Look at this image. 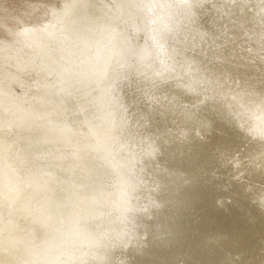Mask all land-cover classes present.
<instances>
[{
    "label": "bare ground",
    "instance_id": "obj_1",
    "mask_svg": "<svg viewBox=\"0 0 264 264\" xmlns=\"http://www.w3.org/2000/svg\"><path fill=\"white\" fill-rule=\"evenodd\" d=\"M95 1L121 68L162 112L149 121L133 112L130 127L125 111L101 102L84 64L85 34L73 43L60 32L63 2L50 20L24 25V39L15 25L47 6L0 13V264H264V194L244 199L261 214L238 203L242 188L222 196L213 173L225 164L210 162L264 147V110L226 75L229 59L207 36L197 42L217 5L244 9L254 0ZM29 69L37 77L26 84ZM185 117L209 129L203 142L198 131L180 139L169 126ZM208 141L223 150L209 151ZM252 151L249 161L264 164ZM220 196L227 202L218 204Z\"/></svg>",
    "mask_w": 264,
    "mask_h": 264
},
{
    "label": "rangeland",
    "instance_id": "obj_2",
    "mask_svg": "<svg viewBox=\"0 0 264 264\" xmlns=\"http://www.w3.org/2000/svg\"><path fill=\"white\" fill-rule=\"evenodd\" d=\"M259 1L260 0L244 2V9L240 7L234 9L232 8V6H234L232 4L230 5V9L227 10L224 8L225 10H223L222 5H217L216 12H213V14L207 19L210 25L205 23L207 32L205 33V29L202 31L203 33L198 32V35H200L197 42H202V39L207 36L208 44H210L211 47H214V52L216 54L225 55L224 57L229 59L226 75L235 78L234 81H237L235 85L248 88L250 94L253 96V98L250 99L251 103L256 109L264 110V6L260 4ZM61 2H63L62 6L56 11V17L61 23L60 32L63 35L64 40L67 41L71 38L73 43L75 42V39H78L79 36L85 34L89 51L85 57L84 64L89 70L90 75L88 79L94 82L95 92L97 91L96 93L100 95L99 98L101 102L105 104L112 102L115 111L119 110L122 115L124 113L123 111H125L124 115H127L128 118V120L126 119L125 121H127L130 127L135 123L132 121L133 118H131L134 116L133 112L144 114L147 119L146 121H149L148 117H150L151 114H160L162 107L159 105V101L153 95H150L142 84L137 83V79L133 78L128 70L121 68V63L124 61V58L120 53L119 45L115 40L108 41L106 39L105 31L98 27L100 24L101 13L100 5L95 0H0V13L11 10L14 14L28 12L34 14L38 13L39 10L37 7L40 3L47 6L48 13L44 15H32L25 20L24 24L19 23L15 25V35L19 38L21 37L20 39H24L30 37L28 33L25 32L24 25H40L44 21L50 20L54 14V9L58 8ZM27 4L29 5L26 8ZM221 18L227 19L222 20ZM219 19L222 20L220 26H218ZM254 33H258L254 36L258 39L256 41H252L250 38ZM15 35L13 34V37ZM228 40L229 42L230 40H233L234 44L230 45ZM252 43L254 45H252ZM92 46L94 49L91 48ZM104 51L107 52L106 54L108 56L104 54L102 55V52ZM208 53L211 54L210 52ZM91 57L94 58L92 59ZM218 58L217 61H219V65H221L223 60L220 58L222 57ZM210 60L215 61L212 56L210 57ZM2 74L9 76L7 73L2 72ZM36 77V74L32 72L26 74L24 75V82L26 84L31 83ZM99 77H105L106 80L99 82L97 80ZM36 80L38 81V79ZM248 84L250 86H248ZM15 86L18 88L16 82ZM104 90H110L106 95L107 97L103 96L102 93L100 94V92ZM108 95L111 96L108 97ZM125 98L127 99V102H124ZM211 114L219 119V121H223L218 115H216V113ZM173 118L177 119L176 117ZM182 119L183 123L181 124L180 120V125L173 121L168 122L169 126L179 128V130L174 133L177 134V137H180V139L187 138L186 130H192L193 133L194 131H198L195 135L196 143L198 140L203 142L210 134L207 133L209 132V129L206 128V125H199L196 121L192 122L190 117ZM146 121H140L138 124H145ZM222 123L228 126L226 123ZM254 124L257 126L256 122L253 123V125ZM201 127H204V130H201ZM254 129L256 130L257 128ZM236 139L238 147L241 148V141H239L238 138ZM213 143L214 142L211 143L208 141V143H205V145H207L205 147L209 148V151H217L219 149L218 152H220L223 150H220L219 144ZM257 147L261 148L259 155V148H256V151H254L255 153H253L251 149L245 147L243 149L241 148V154L243 157L235 156V154L233 155L232 153L220 152L216 155L215 159H210V162L214 160L217 162L221 159L219 160L220 163L223 162L225 164L224 169L214 170L213 173L216 177L219 176L222 180L220 185H218L220 190H223L222 196L242 188L247 193L245 198H243V191H241L233 196V199L239 201L240 198H243L241 202H238L241 206L250 211L261 214L260 207L255 205L256 202L249 203L247 200H244L247 199L248 196L251 199V196L256 195L258 192L264 194V164L260 163L258 165L254 161H249V159H252L250 151H252L256 157L259 156L256 159L264 158V147L260 146V144ZM246 148L248 150H246ZM243 150L246 151L243 152ZM228 154L229 156L231 154V157H229ZM232 157L234 158L232 159ZM225 159L227 160V163ZM238 162H241V164L236 165ZM232 164L234 166H232ZM222 196L218 197V204L227 202V200L223 201L221 199Z\"/></svg>",
    "mask_w": 264,
    "mask_h": 264
},
{
    "label": "water",
    "instance_id": "obj_3",
    "mask_svg": "<svg viewBox=\"0 0 264 264\" xmlns=\"http://www.w3.org/2000/svg\"><path fill=\"white\" fill-rule=\"evenodd\" d=\"M3 71H5V73H7L8 75H12V73L10 72V71H8V70H3ZM29 72L31 73H34L35 74V72L34 71H31L30 69H29ZM16 83H17V81H15Z\"/></svg>",
    "mask_w": 264,
    "mask_h": 264
}]
</instances>
